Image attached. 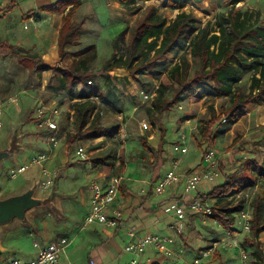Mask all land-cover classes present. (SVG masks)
Masks as SVG:
<instances>
[{"label": "rangeland", "instance_id": "1", "mask_svg": "<svg viewBox=\"0 0 264 264\" xmlns=\"http://www.w3.org/2000/svg\"><path fill=\"white\" fill-rule=\"evenodd\" d=\"M58 1L60 0H13L10 6L0 9V43L13 45L20 55L36 56L53 62L45 55L39 38L34 37L38 33L37 22L30 21L29 17L44 16L42 21L49 22L47 15L50 12L47 8ZM84 1L72 20L73 25H79L82 31L79 44L68 48L63 58L59 59L57 56L53 67L63 70L74 60L76 52L90 46L95 48L96 59L90 63L89 79L93 85L101 88L106 97V102H96L99 113L97 134L89 135L84 130L79 132L75 117L73 121H69L70 111L75 103L73 99L83 88L80 82L64 89L59 88L53 69L24 68L17 63L15 57L0 53V93L17 98V102L9 105L1 117L3 128L0 131V152H7L9 157L0 161V201L33 190V198L41 202L39 207L26 211L23 220L14 218L10 223L0 225V263L12 258H33L37 251L34 243L42 245L47 242L46 238L55 239L58 235L71 238L72 233L79 230L88 212L89 178L121 176L128 179L129 182L126 183L131 184L130 189L136 196L143 191L144 195L158 201L178 200L176 198L179 197L184 201H178L183 205L184 211L181 235L169 229L176 222L173 214L161 219L151 218L146 226L147 234L174 241L170 246L172 256L165 257L149 246L143 256H149L151 261L148 263L141 259L143 264H153L154 261L159 262L158 264H189L200 252L208 250L210 254L205 259L206 264H264V233L261 234V231L255 241L254 231H242L239 218L241 211L249 210L252 213V226L257 212V227L264 226V176L261 174L264 173V149L260 153L254 149L250 152L248 146L253 145L239 141L241 134L237 131L233 132L230 142V135L225 133L232 123L228 116L221 114L222 110L228 108V99H216L212 95L201 99H184L165 111L153 124L155 109L151 104L155 98L150 102H143L142 94L152 92L159 86L156 76L150 71H145L142 75L129 72L124 75L111 69L108 80L101 78L102 67L113 54V40L116 39L118 43V54L124 56L129 37L146 9L153 7L156 14L169 23L178 14L177 8H172L174 0ZM194 2L198 5L189 11L202 26L207 22L213 23L216 15L228 13H238L239 21L245 25L253 24L257 19L264 21V0H215L208 4L203 3L204 0ZM47 27L43 26L41 33ZM179 58L180 56L174 60L169 57L159 62L160 64L157 63L152 71L168 74L172 66L179 62ZM187 59L191 65L190 57L187 56ZM251 76V73L244 75L239 83L244 93L249 91ZM39 100L47 105L55 103L62 113L59 120L61 141L54 150L43 144L42 134L32 121ZM246 109L248 111L238 116L258 123L264 121L263 109H257L252 104ZM212 116L214 121L219 118L212 128L211 136L214 141L200 134L202 128H208L213 122ZM186 120H189L186 126L188 128L182 127ZM142 122L149 123L151 130L141 132ZM217 128L218 133L214 132ZM257 129L264 130V126L259 125ZM244 130L246 131V127ZM154 134L159 137L157 142L163 151L160 159H165L158 168V177L154 174V167L159 165L160 159L157 155L150 156L142 145L145 141L150 146L153 140L149 142L147 139ZM182 135L189 138V146L192 148L186 159L182 156L186 153L173 150V145ZM261 144L264 147V141ZM79 146L85 148L91 168L95 170L94 174L86 162L78 161L76 151ZM208 149L215 150L219 157V176L213 182L197 185L190 195L184 194L183 184L169 187L161 195L154 192L153 186L168 171L175 169L177 174H182L180 167H197L200 157ZM39 153L48 155L49 160L42 165H30L31 159ZM177 161L181 165L172 166ZM21 165L28 166V169L11 179L10 173ZM43 167L57 172L54 183L48 189H43L40 185ZM226 168L230 171V180L235 184L234 192L220 199L215 198L210 204L227 217H234L230 229L239 233L235 239L218 222L210 217L194 215L189 208L193 197L196 198L198 194L206 197L212 188L223 184ZM202 185L208 187L202 189ZM173 195L176 196L175 199ZM53 198L54 203L51 201ZM202 200L208 202L210 198ZM220 239L229 244L214 247V243ZM240 249L248 255L246 262L239 256ZM256 249L260 257L253 255Z\"/></svg>", "mask_w": 264, "mask_h": 264}, {"label": "trees", "instance_id": "2", "mask_svg": "<svg viewBox=\"0 0 264 264\" xmlns=\"http://www.w3.org/2000/svg\"><path fill=\"white\" fill-rule=\"evenodd\" d=\"M147 1V0H146ZM185 3L174 0L172 8L182 9ZM80 3L74 0H60L47 8L50 13L68 11L62 18L61 28L57 38V53L59 59L66 55V48L79 44L82 34L79 25H73L72 17ZM9 8L6 10L8 11ZM238 13L219 14L213 18V23L201 25L191 13L179 12L176 17L167 23L156 14L153 7L146 9L140 21L136 24L129 37L124 56L118 54V43L113 40V54L102 67L101 78L108 80V72L113 69L118 73L142 75L150 71L159 80L155 89V99L151 106L155 109L153 121L155 124L162 114L173 107L177 102L193 98L201 99L212 95L216 99L227 98L228 108L221 114L233 119L242 113L249 104L264 102V21L256 20L253 24L245 25L239 21ZM2 17V16H0ZM188 44V46H186ZM0 53L15 57L17 63L24 68L53 69L57 87L66 88L82 84V89L72 110L78 122V131L84 130L87 134H97L98 100L106 102L101 88L93 85L90 78L89 66L96 59V50L93 46L76 52L74 60L68 67L61 70L53 67L56 61H45L36 56H26L16 53V48L7 43H0ZM171 55L173 59L180 56L168 74L156 73L152 68L157 63ZM187 56L190 57L191 65ZM160 64V63H159ZM252 74L251 84L247 93L242 92L239 83L244 75ZM258 75V77H256ZM88 82H91L88 84ZM90 118L92 121L90 122ZM219 118L211 117L213 121L208 128L201 129V136L213 140L212 128ZM235 119V118H234ZM214 132L218 133V129ZM235 132V130H234ZM143 147L152 157L155 151L143 141ZM159 155V154H158ZM160 164L155 166L158 174ZM264 176V173H261ZM235 184L227 179L223 184L212 188L206 194L207 199H220L234 192ZM197 196L195 199L206 198ZM204 201V200H203ZM219 200L216 202L218 203ZM210 218L218 222L225 231L233 232L230 227L234 217L226 216L215 208ZM257 212L251 230L254 231V240L263 227L258 226ZM254 256L260 257L258 250Z\"/></svg>", "mask_w": 264, "mask_h": 264}, {"label": "built area", "instance_id": "3", "mask_svg": "<svg viewBox=\"0 0 264 264\" xmlns=\"http://www.w3.org/2000/svg\"><path fill=\"white\" fill-rule=\"evenodd\" d=\"M81 2L84 0H74ZM181 3H185L182 9H177L179 12L191 13L190 9H195L196 4L194 0H179ZM215 0H204L203 3L208 4ZM30 21H36L35 17H29ZM27 27L25 26L24 29ZM188 46V44H186ZM91 82H88L90 84ZM155 98V90L152 92H145L142 94L143 102H150ZM91 100L97 102V97L90 98ZM17 102L16 96L13 95H3L0 93V131L3 128V123L1 117L4 110L12 104ZM180 109V106L177 107ZM71 116L69 121H73L74 112L70 111ZM62 118V113L59 107L54 103L52 105H47L43 100L37 102L36 109L32 117V121L35 123V127L42 134L43 144L48 148L54 150L58 148L61 139L59 138L60 126L59 120ZM225 122V120L223 121ZM151 130V125L147 122H142L140 124L141 132H148ZM186 138L182 135L176 144L173 145L174 152H179L184 154L187 150L185 146ZM76 157L79 162H86L91 168V162L89 161L88 154L84 147L79 146L76 151ZM49 156L45 153H39L34 158L31 159L30 165H42L49 160ZM28 166L21 165L16 168V171L10 173V178L14 179L17 175L25 172ZM43 180L40 185L43 189H48L54 183V178H56V171L43 167L42 170ZM219 176V157L215 150L208 149L202 155V168L199 172L192 174H177L175 169L168 171L160 181L153 186L154 192L157 195H161L169 187H173L176 184L184 185V194L190 195L192 190L199 184L211 183ZM124 179L121 176H111L106 183L100 181L96 177L89 178V193H90V210L89 213L84 217L81 229H84L93 224L103 225L107 228L118 227L123 219V214L120 208L117 206V197L120 191V187ZM164 212L166 214H173L176 218V222L169 226V229L178 235H181L182 230V220L184 219L183 205L178 201H173L166 203L164 205ZM190 210L194 215H203L205 217H210L215 210L210 203L194 199L189 205ZM240 224L242 225V231L249 233L251 231V221L252 213L249 210H244L240 212L239 215ZM235 239L238 237L239 233L227 232ZM72 243V239L67 237H61L51 241L46 246H40L34 243V247L37 249V255L32 260H21L19 258H12L5 263L0 264H59L60 255L64 250ZM174 241L171 238H161L158 236H153L145 234L138 236L137 230L134 228L128 229L126 232V240L123 246V252L129 256V260L122 264H143L142 260L145 253V249L152 246L154 250L158 253L163 254L165 257L172 256V246ZM222 244L223 246L229 244L228 241L220 239L214 243V247ZM210 250L200 252L191 263L189 264H206L205 259L209 257ZM239 256L243 262L248 260V255L244 250H239ZM90 264H93L90 261Z\"/></svg>", "mask_w": 264, "mask_h": 264}, {"label": "crops", "instance_id": "4", "mask_svg": "<svg viewBox=\"0 0 264 264\" xmlns=\"http://www.w3.org/2000/svg\"><path fill=\"white\" fill-rule=\"evenodd\" d=\"M12 1L13 0H1L0 9H4L5 6H8ZM84 2L85 1H81L80 6H82ZM67 11H68V8L64 12H61V13H48L47 18L49 19V22H46V23L42 21V17L44 16L40 17L39 15H35L36 22H37L36 32L38 33L34 35V37L39 38V42H41V44L43 45L45 55L54 61L58 59L57 57L58 56L57 38H58V34L61 28L62 18L66 14ZM75 13L72 17V20L74 19ZM45 25L48 27L46 28L45 32L41 33V29ZM68 48L70 47H67L66 50H68ZM169 57L172 58V56L169 55L165 59ZM188 99L190 100L191 98H188ZM73 101L75 102L76 99H73ZM252 106L257 107V109L264 110V102L258 105L252 104ZM245 111H248V110L245 109L243 112ZM164 116L166 117V115ZM164 116H163V120H164ZM247 116H250V113H247ZM234 118L229 119L232 125H231V128L227 130V132L225 133V135L226 134L230 135L231 137L230 142H232L233 132L235 130L241 134L239 141L253 145L250 147L248 146L249 151L254 149L255 151L260 153L261 150L264 149V147L261 144L262 141H264V130H259L257 128H259V125L264 126V121H262V123H258V121L250 120L249 118L247 119V117L241 118L238 116V114ZM188 122L189 120H186L185 123L182 124V127L188 128L186 127ZM245 127H246V131L244 130ZM185 138H186L185 146L187 148V151L185 152L186 154L182 155L183 159H186V156L188 155L189 150L192 149L189 146V138L188 137H185ZM158 139L159 137L156 136V134H154L148 137L147 140L149 142L153 140V142L150 143V147L154 149L155 151H159L156 157L160 159V154L163 157V151L161 149L160 144L157 142ZM222 160L223 159L221 158L220 163L223 162ZM160 161H165V159L162 160L161 158ZM178 165L179 166L181 165L178 161L172 164V166H176V167ZM201 168H202V156L200 157V163L197 165V167L192 168V169L189 167L182 169L180 167L181 169L180 173L188 175V174L199 172ZM154 169L156 168L154 167ZM90 171H92L93 174L95 173V170H92V168H90ZM228 173H230V171L226 168L225 173H224L226 174V176L223 177L224 178L223 183L227 179H230V176L228 175ZM154 174L157 176V173L155 172V170H154ZM108 179L109 178L101 177L100 181H102L103 183H106ZM126 182H129L128 179H124L120 187V191H119L117 202H116L117 206L120 208L123 214V219H122L121 224L116 228H107L103 225L93 224L84 229H81L80 227L83 223L82 221L81 225L78 228L79 230L77 229L78 230L77 232L72 233L71 238L67 235H58V237L55 239H58L61 237H67V238L69 237L70 239H72V243L60 255L59 264H90V261H92L93 264H122V263H125L126 261L129 260V256L123 252V246L126 240L127 230L134 228L137 230L138 236L145 235L147 234L146 226H147L149 219L151 218L161 219V218H164L165 215H168L164 212V208H163L166 203L173 202V201L184 202L181 197L176 198V196L174 195H173V199L176 198L178 200L163 199V200L158 201L155 199H150L149 196L144 195L143 191L141 192L140 195L136 196L133 194L132 190L130 189L131 184L126 183ZM130 182L132 183V181ZM176 185H180V184H176ZM207 187H208L207 185H202V189H206ZM198 196L204 197V195H201V194H198ZM194 199L195 197H193L192 201ZM51 201L54 203L55 202L54 198ZM214 201L215 199L208 200L209 203L214 202ZM89 210H90V193H89V208H88V212L86 213V215L89 213ZM155 224H157V221H155ZM263 233L264 231L261 232V234ZM55 239L46 238L47 242L43 243L40 246H46ZM36 255H37V251L32 256L33 258H29V260L34 259ZM143 259L145 262H148V263L151 261V258L149 256H145L143 257ZM25 261H28V260H25ZM158 263L159 262L157 261L153 262V264H158Z\"/></svg>", "mask_w": 264, "mask_h": 264}, {"label": "water", "instance_id": "5", "mask_svg": "<svg viewBox=\"0 0 264 264\" xmlns=\"http://www.w3.org/2000/svg\"><path fill=\"white\" fill-rule=\"evenodd\" d=\"M9 157L7 152H0V161ZM41 202L33 198V190L25 194L0 201V225L10 223L14 218L23 220L26 211L39 207Z\"/></svg>", "mask_w": 264, "mask_h": 264}]
</instances>
